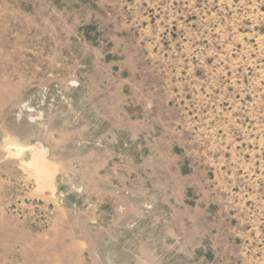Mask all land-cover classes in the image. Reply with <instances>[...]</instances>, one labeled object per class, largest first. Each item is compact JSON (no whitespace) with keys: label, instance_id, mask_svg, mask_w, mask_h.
Segmentation results:
<instances>
[{"label":"rangeland","instance_id":"obj_1","mask_svg":"<svg viewBox=\"0 0 264 264\" xmlns=\"http://www.w3.org/2000/svg\"><path fill=\"white\" fill-rule=\"evenodd\" d=\"M0 264H264V0H0Z\"/></svg>","mask_w":264,"mask_h":264},{"label":"bare ground","instance_id":"obj_2","mask_svg":"<svg viewBox=\"0 0 264 264\" xmlns=\"http://www.w3.org/2000/svg\"><path fill=\"white\" fill-rule=\"evenodd\" d=\"M34 158H37V160L39 161V163H41V162H42V164H45V165H46V166H45V168H47V166H48V165H47V162H46V161H45L43 158L41 159V157H39V156H36V155H35V157H34Z\"/></svg>","mask_w":264,"mask_h":264}]
</instances>
